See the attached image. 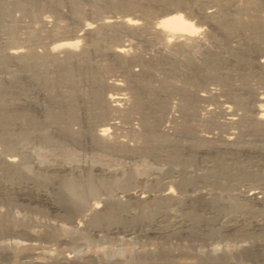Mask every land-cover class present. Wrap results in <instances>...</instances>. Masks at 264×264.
Here are the masks:
<instances>
[{"label": "bare ground", "instance_id": "bare-ground-1", "mask_svg": "<svg viewBox=\"0 0 264 264\" xmlns=\"http://www.w3.org/2000/svg\"><path fill=\"white\" fill-rule=\"evenodd\" d=\"M262 15L264 0H0V196L69 224L38 235L0 215V264H15L17 247L32 252L28 264H50L46 252L34 258L37 239L78 245L83 227L120 232L146 207L170 227L144 233L173 234L188 250L196 207L262 204ZM219 214V233L232 232ZM212 253L198 254L203 264L230 259ZM73 262L65 254L55 264Z\"/></svg>", "mask_w": 264, "mask_h": 264}, {"label": "rangeland", "instance_id": "rangeland-1", "mask_svg": "<svg viewBox=\"0 0 264 264\" xmlns=\"http://www.w3.org/2000/svg\"><path fill=\"white\" fill-rule=\"evenodd\" d=\"M261 18H264V15H262ZM1 177H3V176L0 174V180L4 181L5 179L1 178ZM9 183L10 184L13 183L12 184L13 188L16 187L15 189H17V190L20 187L21 188L23 187L22 185L20 186V184H22L21 182L18 183L17 181H14V182H9ZM44 188H45V190H48V191L47 192H45L44 190H40V191L43 193L49 192L48 195L51 197L53 194L51 192V190L48 189L47 187H44ZM42 189H43V187H42ZM14 197H15V200H14ZM122 200H121V202H126L124 199H122ZM232 200L233 199L230 200V203L232 204V202H233L236 206H239V207L235 206L236 207L235 208L233 205V207H234L233 208V207H231L232 206L231 204L230 205L227 204L228 202L227 203L225 202V204L220 205L219 206L220 209L218 208L217 210L216 209L213 210L212 208H205V207H202L203 208V210H202V208L196 207L195 213H196V216L198 217V219H197L198 221H196V223L198 222V226H199V227H197L198 231L195 230L196 232L195 231L191 232L193 235L191 233H187V234L183 235V238H182V240L185 241L184 243L188 242L190 245H195V246H191L190 247L191 249L188 247V250H187V247L183 248L182 243L180 244L179 239L171 233H170L171 235H169V233H166V235L162 234V235H158V236L157 235L152 236V235L144 233L148 229L151 230L152 226H154L153 228L159 227V226L163 227V225L165 227H168V226L170 227V221L169 220H167L166 218L162 219L159 216L157 217L156 214H155L156 216L155 215L152 216V213H150V210L148 209V207H146V209H148L149 212H148V210L145 209L144 210L145 215L143 217L140 216L137 218V220L126 221V222L123 221V222H121V224H119L121 231L127 230L130 232L132 230L129 233L128 237H124L123 233L121 231H120L121 232L120 233V232H116L115 230L114 231L106 230L105 228L109 227L108 224H106V223L99 225V227L100 226L104 227V228L101 227V229L103 230V231L102 230L100 231L101 233L99 232V233L93 234L92 230L89 231V229H91V227L87 226V227H83L84 229L86 228L84 230L85 240L79 241V244H78L79 246L76 244V242L74 243L73 241H70V240H69V242L67 241V243L64 245H58V244L56 245V243H54L52 241L50 242L51 244L47 243L49 241H47L46 239H45L46 240L45 241L43 238H40L41 241H39L37 239L36 242H34V243L37 245L41 243L40 245L43 247H41L40 245H38L39 247L37 245L36 246L38 248H43V250L45 249L46 251L45 250L43 251L42 249H41L42 251H40V249L36 250L35 253L36 254L38 253L39 256L34 257V258L40 260V258L43 256L42 254H45V252H46V254L43 256V258H41V261L44 260V261H46V263L48 261L50 264H55V262L56 261L58 262V260H60V257H62V255H65V254H68L70 257L72 256V259H74V262H75V263L73 262V264H203V262L201 261L198 254L207 253V252L212 253L215 251L214 254L213 253L212 254L215 257L218 256V255L216 256V254H219L220 256H218L217 258L221 257L223 254L230 256V259L227 262V264H264V240H263L264 239V232L254 230L252 227H250L251 226L250 223H248L247 221H243V218L241 216L243 214V217L245 216L244 218L249 219V221H251L252 219H253V221H254V219L258 220V221L260 220V223L263 224L264 223V206H263L264 202H262V204L261 203L254 204L252 202H250V203L241 202L239 199H235V198L233 201ZM235 201H236V203H235ZM20 204H21V202L18 200V196L15 193L3 192V194L0 196V209H2L0 211V215H2L4 217H17L18 220L22 219L19 221H21L22 223L24 222L23 225L27 229L29 228L30 231H32V230H34V232L38 231V235H39V233H40V235H43L47 230L46 228H48L50 226L56 227V226L60 225L63 227V225L64 226L69 225L68 222L64 221V219L62 217H60L61 215H58L56 213L53 214L52 211H50L49 209H47L45 207L47 209L46 210L44 208V206H42V205L29 204L26 202L22 203L21 205ZM25 204H26V206H25ZM132 205L130 204V206H132ZM240 205L242 208L240 207ZM133 208L135 209V206H133ZM197 210H198V212H196ZM210 210L212 212H210ZM214 211H215V213H214ZM233 211H234V213H233ZM137 212H138V209L136 208L135 213L136 214L140 213V212H138V213ZM220 212H222V213H220ZM229 212H231V213H229ZM219 213L220 214H226V213L229 214V216L233 219L234 224L235 225L237 224V226H234L235 227L234 230L232 232L226 234V235H224V234L222 235V233H219L220 232L219 229L216 228L217 226L215 224H213V223H215V218L217 217V214H219ZM233 214H234V216H233ZM251 217H252V219H251ZM62 219H63V221H62ZM150 219H153V220H150ZM168 222H169V224H168ZM236 222H238V223H236ZM243 222H245V223H243ZM210 223H212V224H210ZM28 224H29V226H28ZM47 225H48V227H46ZM150 225H151V227H150ZM121 226H123V227H121ZM66 227H68V226H66ZM202 228H203V230H202ZM144 229H146V230H144ZM209 230H211V232ZM214 232H215V234H214ZM141 233H144L145 235L144 234L142 235ZM219 234H221V235H219ZM130 235H132V236H130ZM101 236H102V239H101ZM174 237H175V239L177 238L176 241H175ZM209 237H211V238H209ZM234 239H235V241H234ZM119 240H121V242ZM188 240H192V242L191 241L189 242ZM231 240L233 243L236 242L235 243L236 245L234 244L235 246L233 245ZM12 241L13 240L10 241L9 238L8 239L5 238V241H3V243H6V242L11 243ZM37 241H39V243ZM194 241H196L197 244ZM214 241L215 242L219 241V242L215 243ZM70 242H72L73 244H71ZM126 242H128V243H126ZM198 242L200 244H198ZM209 242H210V244H213V245H209ZM9 243H7V244L9 245ZM80 243H81V245H80ZM119 243H122V244L120 245ZM52 244H54V246H52ZM178 244H179V246H178ZM205 244L208 246V248L206 247ZM201 245H203V246H201ZM204 245L206 248L204 247ZM215 245H216V248H215ZM59 246H61V248ZM57 247H59V248H57ZM66 247H68V248H66ZM195 247H197V248H195ZM198 247L200 250H198ZM17 248L16 249L14 248L15 250H17V253L15 252V257H14L15 258V260H14L15 264H28V263H30L29 261L32 259L26 258L24 256L29 255V253H32V252H30L29 250L24 251L23 249H21V247H17ZM236 248H237V250H236ZM58 249H60V250H58ZM69 249H72V250H69ZM201 249H203V250L201 251ZM206 249H207V251H206ZM212 249H213V251H212ZM18 250H19V252H18ZM196 250L201 251V252L197 253ZM245 250H246V252H244ZM27 251H29V252H27ZM58 251H59V253H57ZM70 251H71V253H70ZM216 251L218 253H216ZM26 252L28 254H26ZM42 252H44V253H42ZM195 252H196V254H195ZM225 252H226V254H225ZM51 253H53V254H51ZM85 253H86V255H85ZM186 254H188V255H186ZM82 255L83 256L85 255V256L83 257ZM28 259H30V260H28ZM90 259L92 260V262ZM218 264H220V263H218Z\"/></svg>", "mask_w": 264, "mask_h": 264}]
</instances>
